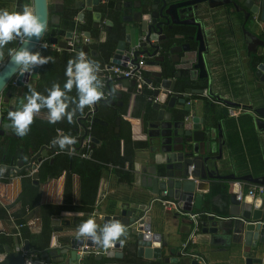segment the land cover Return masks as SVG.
<instances>
[{"label": "crops", "instance_id": "obj_1", "mask_svg": "<svg viewBox=\"0 0 264 264\" xmlns=\"http://www.w3.org/2000/svg\"><path fill=\"white\" fill-rule=\"evenodd\" d=\"M1 1L2 0H0V2ZM48 1L52 5L62 2L65 6V0ZM112 1L113 8L110 10L111 12L106 17L103 13L99 21L94 19L92 11L87 10L84 11L85 16L80 20L78 15L82 11L81 7L83 4L79 7L73 6V8L78 10L75 16L76 22H84L86 19L88 20V24L90 23L91 25V30L82 31L90 32L91 34V42L89 43L91 51L87 57L100 59L101 56H105L103 61H106V58L108 59V63L105 64V66L115 64L111 62V59L117 43L123 38L118 31L115 35L110 36L113 26L111 27V25L108 24L109 19L113 21L114 25L119 22L122 24L121 16L123 14L121 12L125 10L123 6L121 12L116 10L118 0H103L101 5ZM80 2L84 3V0H79V4H81ZM3 3H0V9H7L8 6L6 5V1L4 0ZM201 7H203L206 26L204 37L207 48L204 54L207 55V67L209 73L212 74L213 83L211 87L208 86L205 83L206 79L200 77L197 71L191 67L192 62L196 60L195 50L198 41L195 39L192 40L189 37L182 38L179 41L180 43H189L191 45L192 52L184 56L185 59L189 58L191 63H184L182 59L180 61H177V59L176 62L173 61V68L178 71L177 73L180 71L185 72V70H183L185 67L188 68V71L181 77V82H178L176 80L178 78L173 76L172 79L179 83L177 86L178 91H185L186 88H205V90L208 91L212 90L215 94L213 97L219 100V102L212 103L210 106L207 105V99L205 100L206 97L204 93L199 94L192 92L188 99L192 100L193 105L191 111H189L191 113H189L186 119L191 117V114L194 112L203 115L202 112L211 109L215 114L214 124L216 132H218V123L220 124V129L225 141L223 145V157L218 162L220 173L229 177L235 175L237 178L216 179L211 190L204 196L203 208L201 211L206 210L209 212L226 213L229 193L242 189L243 191L241 192L246 194L248 187L252 185V183L240 180L239 177L248 174H251L255 178L264 176V131L259 130L256 124V116L253 112L249 110H247L248 112H238L241 107L245 108L244 104L252 105L253 107L264 106V82H262L257 75L258 65L260 62L264 61L260 60L259 63L255 64L256 57L264 56V45H260L259 42L254 40L253 43H251V38L247 34V31H250L264 40V30L259 23H254L252 25L245 23L243 12H232L234 6L231 3L222 4L214 8L209 7L208 3H205ZM9 8H13V6ZM97 10H101L99 6ZM96 23L99 25L96 26ZM190 31L191 30H189V32ZM192 32L193 31L189 34H192ZM59 39H64V37ZM56 46L58 45L56 44ZM48 49L58 52L63 50L71 51L62 47H60V49ZM71 52L78 51L74 50ZM183 55V52L179 53V56L183 57ZM7 59L2 58L0 64L2 65ZM159 71L163 72V68L160 64H147L145 75L150 79ZM159 81L160 80L154 82V84L159 85ZM37 84L48 87L52 86V83L39 79V72L36 79H30L28 82V85L33 87H37ZM25 87L21 88L12 85L8 92V96L3 95V97H1V114L5 108L8 109V111L15 110L22 105L24 102L23 93ZM111 88L114 90L115 94L112 100L121 102V105H112L110 101L106 102L110 106L117 108L116 111L119 113L117 118L120 117V123L117 125L116 118L115 131H122L130 138V141H126L125 139L120 141V154H124V148L126 146L129 151L127 155H129L131 159L125 161L124 168L126 175H132L131 181L129 179L120 178L117 173L118 166L105 164L106 167L101 170V175L99 176L95 189V201L92 203L94 205L93 211L88 212L84 209V207L87 206V203L84 202V196H87L86 190L88 189V183L91 186L92 179L88 182L87 177H82L81 174L77 172H72L67 176V172L63 171L56 177L48 178L40 182L39 173V179H33L34 182L36 181L35 184H40L36 200L32 202L33 204L26 205L25 199L27 200L28 198L23 195L21 172L12 174L5 173L4 176H0V234L9 238L4 246L7 245L10 250L15 249L14 238L18 236L21 244H23L25 240H28L32 251L35 252L40 250L43 252L50 248L51 244H56L57 241L67 243L70 236L62 237V235L66 233L77 234L75 229H77L81 222L88 218H93L96 224L101 226L103 223L102 218L113 214V210H116L118 205L123 201L130 202L137 197L136 195L142 194L143 198L140 199L141 203H145L146 205L149 203L150 190L148 184L151 181V177H153L154 170H159L164 165L162 164L163 158L161 154L152 152L149 149L150 138L153 137V132H155L154 126L151 125L154 112H143L146 109V104L142 101L144 90H140L136 85L126 86L123 84L122 80L119 79L111 82ZM118 93L122 94L121 99L116 97ZM147 100L148 97L146 101ZM228 100L238 103L239 105H229L226 103ZM101 101L102 100L98 101L97 104L94 103L95 114L97 112L98 119L101 120L100 122L102 124L108 125V122L105 120H110L112 118L111 111L108 106L101 103ZM229 108H233L238 113L236 115L231 114ZM88 112L83 118H88ZM181 113L185 115L188 114L187 112ZM46 114L47 111L40 110L34 118L47 120ZM173 120L175 121L176 119L173 118ZM60 121L65 122L64 119ZM87 131L85 127L80 125L76 137L81 136V145L77 148H83L82 143L88 134ZM58 132L59 135L65 134L63 130H59ZM149 132H151V134ZM93 142H95L96 145L102 144L101 139L94 137ZM217 143L218 138L216 139L214 154H218ZM67 147L70 148V152H76V146L74 147V144ZM67 147L65 148L66 151H68ZM58 151L59 148H57V152ZM88 152L91 156V151L89 150ZM51 156L54 158V154L49 152L48 156L44 157L41 161L36 159L34 165L39 163L41 166L45 160H50ZM90 156L86 158H90ZM50 162L52 163L53 161ZM28 164L29 163H26L25 165L27 166ZM28 168L30 167H25V169ZM37 171H39V169ZM236 182H242L243 184L238 186L235 184ZM163 191L164 190H161L160 194H162ZM262 196H264V194ZM33 199L32 197L31 201H33ZM28 200L30 201V199ZM47 205L66 206V208L58 212L56 210L48 211L44 209V206ZM201 211L197 209L194 210V212ZM147 214L152 217V232H160L162 234L163 258L161 261L164 262V258L167 257L171 259L177 257V255L195 260L188 255H183L181 251L184 242L189 238L193 228V222L186 213L183 211L178 212L174 207L164 209L154 201ZM204 214L205 215L201 217L200 231L194 243H190L188 246V250L203 256L207 264H243L249 256L247 254H242V247L233 240L230 227L226 226V230L224 229V231L203 232V223H206V227L209 226V228L213 223L211 220L207 219V214ZM18 220L24 221L26 231L30 234L29 238L22 237L19 232L15 234V231L20 227ZM47 220H49L51 223L50 225L53 227L49 238L48 234L44 231ZM225 221L229 222V220ZM120 239L124 241L123 247L121 248L123 251L121 257L107 258L103 256V258L98 259L96 258L97 253H94L98 248L88 246L89 250L93 252L89 251L87 253V249L83 248L86 250L85 252L82 249V247L86 246L84 245L80 247L82 249L81 253L87 254L89 259L82 260L80 263H150V260L138 256L136 247L132 248L130 245H127L128 237L126 235H122ZM34 243L37 246H33ZM40 243H42V245H40ZM260 245L264 246V244ZM240 247L241 249H239ZM26 251L40 257L38 253H33L27 249H24V254ZM255 257L257 259H262V261L261 263L254 262L253 264H264V251H261L258 255L256 254ZM58 264L65 263L59 262Z\"/></svg>", "mask_w": 264, "mask_h": 264}, {"label": "water", "instance_id": "obj_2", "mask_svg": "<svg viewBox=\"0 0 264 264\" xmlns=\"http://www.w3.org/2000/svg\"><path fill=\"white\" fill-rule=\"evenodd\" d=\"M83 1V0H82ZM110 1V0H108ZM74 7H81L82 11L78 18L81 20L85 16V10L92 11L94 19L100 20L102 12L98 11L103 0H84V3L79 0H72ZM208 3L209 7H217L222 4L231 3L234 11H241L244 14V22L247 23L251 18L258 17L264 23V0H118L116 10H125L121 12V22L124 24L118 33L123 37L117 43L115 52L111 62L126 66L127 62L135 63L137 59L143 55L148 57L147 64L159 65L163 57L157 58L161 47L166 45L169 47L170 53L183 52V57L179 56L177 61L191 63L185 59L187 53L192 52L191 45L185 43L177 45L176 42L182 38L189 37L192 40L198 41L196 52V60L192 62L191 67L194 68L200 77L206 79V84L211 87L213 83L212 74L209 73L207 67L206 41L204 30L206 28L203 14V4ZM32 7L35 12L45 21L46 29L40 37H32L25 43L21 41L16 51L20 48L27 47L33 51L41 50L38 48L41 41L46 39V31L49 23L58 24L61 20V13L64 11V3L50 4L48 0H32ZM232 18V17H231ZM234 19V18H232ZM256 23V22H255ZM108 24L111 27L113 21L109 19ZM257 24V23H256ZM99 25L96 23V26ZM173 25L192 27L193 32L189 34V30L178 29L163 41L164 27L172 29ZM245 28V27H244ZM245 30V29H244ZM189 34V35H188ZM251 38V43L257 41L260 45H264V40L254 33L247 31ZM86 36L90 37V32H85ZM73 36V31H67L64 39H59L58 36H51L49 41L57 44L59 47L70 50L72 47L68 43ZM247 39V38H246ZM76 51H83L86 56L90 53L89 43L76 46ZM256 50V49H255ZM184 59V60H183ZM0 62H2V51H0ZM176 62V60H175ZM39 66L33 70L21 73L18 66L9 58L0 67V96L7 95L10 90L7 86L14 85L15 87H25L30 79L38 77ZM178 71L173 68L172 76L175 78L182 77L188 71ZM257 75L264 82V62L258 65ZM98 78L102 79V73L98 72ZM126 86L135 85L133 80L127 78L121 79ZM153 82L159 81V87L153 92V96L159 95V100L152 102L147 100L151 105V110L146 109L143 112H154L151 125L154 126L155 132L149 141V149L152 152L161 154L163 158V167L159 170H154L153 177L148 184L149 188V203H141L143 198L141 195H136L132 201L121 202L113 214L103 217L104 223L110 220H119L124 226L126 232L123 235L128 237L127 245L137 249L138 256L150 260L148 264H200L197 260H191L180 255L174 258H163V242L160 232H152V217L148 215L152 204L157 203L161 207V190H167L168 196L174 199L177 207L183 212H194L195 209L202 210L204 196L211 190L216 179L237 178L235 175L226 176L220 173L218 162L223 157V145L225 143L223 134L218 123V132L215 129V114L213 112H202L203 115L194 112L191 117L188 114L181 112H173L177 109V103L185 105L187 111H191V106L187 104V98L196 92L203 94L205 88L192 89L186 88L185 91H178L176 88V80L172 77H167L162 71H159L155 76L149 79ZM102 91V89H101ZM140 91V90H139ZM211 92V91H210ZM121 99L122 94L116 95ZM100 101V100H99ZM112 105H121V102L110 100ZM229 105L238 106V103L227 101ZM97 104V102H96ZM248 107L256 116V124L259 130L264 131V106L253 107L252 105H244ZM169 109V110H167ZM186 113V112H185ZM173 118L176 120L174 121ZM120 123V117L117 118V125ZM10 121L6 120L3 124V129L0 134L10 130ZM151 134V132H149ZM66 134H60L63 136ZM218 138V154H214L216 147V139ZM96 140V139H94ZM97 141V140H96ZM57 146L44 145L31 158L26 166L23 160L17 162L18 172H21L25 167H32L37 159L41 161L47 157L49 152L55 154ZM69 151L70 148L67 147ZM82 149H79V153ZM53 156L50 161H53ZM32 178L39 179V171L32 174ZM240 180L252 184L264 185V176L255 178L251 174L239 177ZM36 182V181H35ZM241 191H243L241 189ZM207 214V219L211 220L212 226L206 227L203 223V232L224 231L226 226L230 227L233 240L241 247L242 254L248 255L249 258L243 264H253L254 262L261 263L262 259L256 258L261 251H264V196H250L244 192L238 197L237 192H231L228 196L226 213H217L209 211H201ZM222 220V221H221ZM225 220H229L226 222ZM78 229V227H77ZM77 229H75L77 231ZM226 230V229H225ZM150 231V232H148ZM72 235V237H71ZM70 236V237H69ZM62 237H69L67 243L58 242L51 244L50 248L42 251H32L28 240L23 244L20 243L18 236L14 238V250H10L6 245L4 251H0V264H24L25 254L24 249L30 250L33 253H38L40 258L45 259L48 264H81L83 260H88L87 254H82L80 247L86 245L101 249L102 247L94 243L87 237H78L77 234H63ZM121 245L118 241L111 249H107L105 254L99 253L96 258L101 259L103 256L107 258L121 257L123 255ZM85 252L86 250L83 249ZM87 264V263H83Z\"/></svg>", "mask_w": 264, "mask_h": 264}, {"label": "trees", "instance_id": "obj_3", "mask_svg": "<svg viewBox=\"0 0 264 264\" xmlns=\"http://www.w3.org/2000/svg\"><path fill=\"white\" fill-rule=\"evenodd\" d=\"M8 11H19L21 10L24 4H30L32 6V0H5ZM4 0L0 3L2 4ZM4 4V3H3ZM113 1L108 4L106 8H108V14L111 12L110 10L113 8ZM13 6V8H9ZM104 8V10L106 9ZM5 9V8H3ZM78 10L73 8L72 0H65L64 11L61 13V20L58 24L49 23L48 30L46 31V39L49 40L51 36H58L62 38L67 31H87L91 30L90 23L88 24V20L85 19L84 22H76L75 16L77 15ZM121 28V27H120ZM116 39V37H115ZM21 43V39L19 37L13 39L8 44L4 45L0 48L2 51V55L4 59L9 57V50L12 51L18 47ZM43 56L51 57L49 63L40 65L39 68V79L43 81H47L49 83H59L61 86L63 85L66 77L64 75L65 68L67 62L70 59H74L77 52H71L67 50H63L61 52L51 50L48 48L41 49ZM105 56H101L100 59L98 58H89L96 60L101 65V68L107 64L108 59L103 61ZM260 60L264 61V56L256 57V63H259ZM1 65V64H0ZM181 81V78L179 79ZM10 85V84H9ZM9 85L7 87H9ZM37 87H33L27 85L25 87L23 93V99L26 95L30 94L29 89H35L40 93L47 95V90L51 87L42 86L40 84L36 85ZM111 88V83H110ZM144 94L142 95V101L146 104V110L150 111L151 105L149 102L146 101L147 97L151 94L149 90L144 89ZM4 95V94H3ZM70 96H76L75 87L69 93ZM115 94L109 100H102L101 103L108 106L111 111L112 118L110 120H105L108 122V125L102 124L100 119H98V114H94L93 118H83L89 111V107H85L84 111L75 113L73 117V122L70 124L65 119V122L58 121L55 124H49L47 120H39L37 118L33 119L32 124L30 125V130L27 135L23 137H19L15 134L14 129L10 128L8 132L5 134H0V164L6 167H12L17 165V162L23 160L24 164L29 163L33 155L38 152L42 146L50 145L53 138L59 137V130H63L65 134L74 137L75 142L74 147L76 152H70L64 150H60L54 154L53 162L51 163L50 160H45L40 168V182L47 180L48 178L56 177L60 175L63 171L67 172L68 174L72 172H77L81 174L82 177H87V180L92 179V185L90 186L88 183V189L86 190L87 196H84V202L87 203V206L84 209L88 212L93 211L94 205L92 204L95 198V189L97 186V182L99 176L101 175V170L106 167L105 164H112L117 167V173L119 174L120 178L129 179L131 181L132 175L125 174V161L131 159L127 153L129 152L128 149L124 148V154H120V141L125 139L126 141H130V138L126 136L122 131L116 132V118L118 116V112L116 111L117 108L114 106H110L108 101L114 99ZM206 100V98H205ZM207 105L208 99L206 100ZM74 107V105L70 104L69 108ZM2 112V122L8 120L7 112L8 109H3ZM45 110L46 109H41ZM3 124L0 129H3ZM80 125L87 129L88 126H91V130H88L87 135H91L94 138L101 139L102 144L96 145L95 142L91 143L90 148L83 147V152L91 151L90 158L81 157L79 154V145H81V136L76 137L78 135V131L80 129ZM125 141V142H126ZM78 150V152H77ZM9 174V172H6ZM22 174V182H23V195L27 196L28 199H25V204H33L36 200V196L39 191V185L35 184L31 175L28 174V170L23 169L21 171ZM68 179V178H67ZM32 197L34 198L31 201ZM22 199V197H21ZM66 208V206H55V205H47L44 206L45 210L52 211L56 210L61 211L62 209ZM19 228L15 231L16 233H20L22 237L29 238L30 234L26 231L24 221L18 220ZM51 223L47 220L45 225L44 231L48 234V238L52 232L53 227L50 225ZM8 237L5 235L0 234V251H4V244L8 241ZM44 240V239H43ZM47 243V242H45ZM42 245V243H40ZM33 246H37L35 243ZM39 255V254H38Z\"/></svg>", "mask_w": 264, "mask_h": 264}, {"label": "clouds", "instance_id": "obj_4", "mask_svg": "<svg viewBox=\"0 0 264 264\" xmlns=\"http://www.w3.org/2000/svg\"><path fill=\"white\" fill-rule=\"evenodd\" d=\"M45 29V21L30 4H24L19 11L0 9V48L17 37L27 43L32 37H40ZM9 56L21 73L47 64L52 59L27 47L14 52L10 49ZM100 68L99 62L89 59L83 51L77 52L75 58L67 62L64 72L66 80L62 86L59 83H53L47 90V95L30 88V94L24 97L22 105L7 112L10 127L19 137L27 135L34 116L42 108L47 110L46 118L49 124H55L61 119L71 124L75 113H82L86 106L91 108L101 99L103 82L98 78ZM74 87L76 96L72 97L69 93ZM70 104L74 107L69 108ZM74 142L75 138L69 135L59 136L51 141L60 150H64ZM125 232L119 220H110L103 226H98L93 218H88L78 225L77 236L87 237L107 250L111 249L117 241L122 245L124 241L120 238Z\"/></svg>", "mask_w": 264, "mask_h": 264}, {"label": "built area", "instance_id": "obj_5", "mask_svg": "<svg viewBox=\"0 0 264 264\" xmlns=\"http://www.w3.org/2000/svg\"><path fill=\"white\" fill-rule=\"evenodd\" d=\"M255 20L260 24V26L262 27V29L264 30V23L261 22L259 20L258 17H255ZM22 41V40H21ZM91 42V37L86 36L85 32H76L73 31V36L72 39L68 42L71 45V51H74L76 46L81 45V44H85V43H90ZM42 45H45L44 47H42ZM38 48L41 49H45V48H57L60 49V47L56 46V44L51 43L49 40H43L41 41V43L39 44ZM147 60L148 57L146 56H140L137 61L135 63L128 61L126 66H121V65H115V64H109L106 65L103 68H100V71L102 73V82H103V88H102V96L100 100H109L113 95H114V90L112 88H110V83L117 81L119 79H123V78H127L129 80H133L135 82V85L137 88H139L140 90H144L147 89L151 92V94L148 96V99L151 100L152 102H156L159 100V95L158 96H153V92L155 90H157L159 87V85L154 84V82L150 81L146 75H145V68L147 65ZM0 104H1V97H0ZM229 112L231 114H237L238 112H236L233 108H229ZM95 114V104H93L91 106V108H89V112H88V119L93 118ZM2 114L0 113V129L2 127ZM87 130H91V126L87 127ZM93 142V137L91 135H87L86 138L83 140V147L86 148H90L91 147V143ZM80 155L82 157H88L90 156L89 152H81ZM40 164L37 163L36 165L26 169L28 170V174L32 176V174L37 171L39 169ZM9 173H18V166H12V167H6L0 164V176H4L6 172ZM238 186H241V184H243L242 182H236L235 183ZM247 184V183H245ZM238 193V197L241 196L242 192L240 191H236ZM247 195L250 196H262L264 194V185H260V184H252L248 187L247 190ZM105 196V195H104ZM160 202L161 205L164 209H170V208H175L176 211L178 212H182L178 207H177V203L174 199L170 198L168 196V192L167 190H164L161 194V198H160ZM186 213L189 218L192 220L193 222V228L191 231V234L189 236V238L187 239V241L184 242L183 244V249L182 254L184 255H188L191 258L197 260L199 263H203V264H207L206 260L204 259L203 256L191 252L188 250V246L190 245V243H194L198 232L200 231V222H201V217L203 215H205L202 212H184ZM150 232V231H148ZM85 248L87 249V253L93 252L91 250H89L88 246L82 247V249ZM107 252L106 249H97L94 251V253H103L105 254ZM24 264H48L46 262L45 259L38 257L35 254H31L29 252H25V261Z\"/></svg>", "mask_w": 264, "mask_h": 264}, {"label": "flooded vegetation", "instance_id": "obj_6", "mask_svg": "<svg viewBox=\"0 0 264 264\" xmlns=\"http://www.w3.org/2000/svg\"><path fill=\"white\" fill-rule=\"evenodd\" d=\"M110 2H107V4L105 5V4H103V5H101L100 7H99V9H101L100 11L102 12V14L104 13V15H105V17L108 15V8H106L107 6H108V4H109ZM104 8H106L105 10H104ZM103 16V15H102ZM257 23L258 24V22L255 20V18H251L248 22H247V24L248 25H252V24H254V23ZM122 26H124V24H120V22L118 23V24H115V25H113V27L111 28V34H110V36H113V35H115L116 33H117V31L120 29V27H122ZM178 29H187V30H193V28L192 27H187V26H178V25H173V28L172 29H167V27H164V30H163V41H164V39L165 38H167V37H169V36H172L173 35V33L175 32V31H177ZM66 34V33H65ZM65 36V35H64ZM63 36V37H64ZM59 38V37H58ZM176 44L177 45H182V44H185V43H180V41H177L176 42ZM159 57V59H161L162 57H163V60H160V65L162 66V68H163V73H164V75L165 76H169V77H172V70H173V61H175V60H177L178 59V57H179V55H178V53L177 52H175L174 54H172V53H170V51H169V47L168 46H166V45H163V47H161V49H160V51H159V53H157V58ZM181 77H179L178 79H176L178 82H181V81H179V79H180ZM176 81V88H178L177 86H178V82ZM192 89H195V88H192ZM211 91V92H210ZM181 92H183V91H181ZM204 94H205V97H206V99H208L210 102H208V104L211 106V104L212 103H217V102H219V100H216L213 96H215V94L212 92V90H205V92H204ZM191 95V94H190ZM5 96V95H4ZM0 97H3V96H0ZM190 97V96H189ZM188 97V98H189ZM217 97V96H216ZM187 98V104H189L191 107H192V105H193V102H192V100H190V99H188ZM245 105V104H244ZM177 109H175L173 112H189V111H187L186 109H185V105L184 104H182V103H177V107H176ZM247 110H249L248 109V107H245V108H240L239 110H238V112H246ZM249 111H251V110H249ZM204 112H214L213 110H211V109H207V110H205ZM248 112V111H247Z\"/></svg>", "mask_w": 264, "mask_h": 264}, {"label": "rangeland", "instance_id": "obj_7", "mask_svg": "<svg viewBox=\"0 0 264 264\" xmlns=\"http://www.w3.org/2000/svg\"><path fill=\"white\" fill-rule=\"evenodd\" d=\"M12 87V85H9V87L8 88H11Z\"/></svg>", "mask_w": 264, "mask_h": 264}]
</instances>
